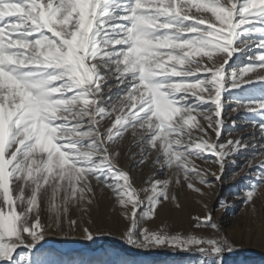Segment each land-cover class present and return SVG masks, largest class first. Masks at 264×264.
Wrapping results in <instances>:
<instances>
[{
    "label": "snow or ice",
    "instance_id": "obj_1",
    "mask_svg": "<svg viewBox=\"0 0 264 264\" xmlns=\"http://www.w3.org/2000/svg\"><path fill=\"white\" fill-rule=\"evenodd\" d=\"M245 50L252 54L233 67ZM255 83L264 85V0H0V264H52L36 253L49 229L80 223L92 240L70 208L86 216L97 187L129 222L132 247L232 251L206 205L194 226L211 237L140 225L177 201L170 186L203 196L197 184L221 179L195 160L212 156L222 173L241 148L256 147L243 136L221 142L222 93ZM239 109L259 117L251 126L264 141V88L238 96ZM128 137L138 162L165 174L152 173L143 198L117 163ZM249 166L243 203L254 212L264 155Z\"/></svg>",
    "mask_w": 264,
    "mask_h": 264
},
{
    "label": "rangeland",
    "instance_id": "obj_2",
    "mask_svg": "<svg viewBox=\"0 0 264 264\" xmlns=\"http://www.w3.org/2000/svg\"><path fill=\"white\" fill-rule=\"evenodd\" d=\"M252 53L245 50L235 57L233 67L246 61ZM251 75V74H248ZM264 85L255 83L244 86L242 91H224L222 100V119L224 121L221 142L228 139L235 140L243 136L245 140H256V147L249 144L247 149L241 148L238 154L227 159L222 173L219 166L213 163L214 157L209 156L207 161L195 160L202 170H210L221 175L219 181L209 177L214 185L211 188L202 187L205 195L201 196L185 188L170 186V193L175 190L176 202L166 201L163 207L157 209L154 218L144 220L140 227L149 230L166 229L170 233L190 234L195 233L205 237L214 234L212 229H198L194 217L205 214V205L211 210L213 219L219 227L216 235L223 234L233 244L232 251H225L219 257L209 258L203 256L195 249L183 250L171 247H161L150 250H141L126 243L123 233L129 222L121 215V209L114 204L107 188H96L95 204L85 216L77 208H70V218L82 222L90 231L96 233L92 240H88L83 233L81 224L78 223L74 231L66 226L63 231L49 229L43 241L36 247V253L41 258L51 261L52 264H264V197L255 199V211L244 205V191L253 182L255 169L249 166L258 164L264 155L260 145L259 131L251 126L253 119L259 117L246 114L244 109L233 111L235 99L238 96L259 94ZM235 121V126H233ZM256 132V137L248 135ZM127 136V134H125ZM215 138L214 133H210ZM131 138L120 141L118 167L127 171L131 177L133 187L138 190L141 198L145 196L142 189L157 172L158 179L165 178L158 166L152 160L139 163V158L132 153L137 149L129 147ZM130 156H129V155ZM129 156L130 163L126 166ZM154 158V154H153ZM124 159V160H123ZM179 204V207L176 204ZM47 223V211L43 213ZM91 221V223H89ZM109 241L111 244L105 243ZM63 250V251H62ZM68 253L65 254L66 251ZM24 249H19L22 252Z\"/></svg>",
    "mask_w": 264,
    "mask_h": 264
},
{
    "label": "bare ground",
    "instance_id": "obj_3",
    "mask_svg": "<svg viewBox=\"0 0 264 264\" xmlns=\"http://www.w3.org/2000/svg\"><path fill=\"white\" fill-rule=\"evenodd\" d=\"M128 155H129V154H128ZM129 156H130V155H129ZM129 156H128V158H129ZM128 158H127V155H126V156H125V159H126V163H125V164H126V166H125V167H127V166H128V164H129V163H130V161H131V160L129 161V159H128ZM123 160H124V159H123ZM62 251H63V250H62Z\"/></svg>",
    "mask_w": 264,
    "mask_h": 264
},
{
    "label": "water",
    "instance_id": "obj_4",
    "mask_svg": "<svg viewBox=\"0 0 264 264\" xmlns=\"http://www.w3.org/2000/svg\"><path fill=\"white\" fill-rule=\"evenodd\" d=\"M105 243H107V244H111L109 241H105ZM68 252H69V250L66 251L65 254L68 253Z\"/></svg>",
    "mask_w": 264,
    "mask_h": 264
}]
</instances>
